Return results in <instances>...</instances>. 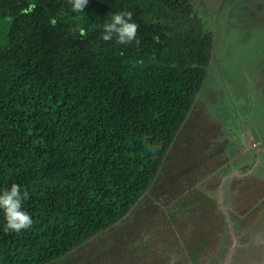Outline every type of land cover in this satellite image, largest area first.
<instances>
[{
	"label": "trees",
	"instance_id": "1",
	"mask_svg": "<svg viewBox=\"0 0 264 264\" xmlns=\"http://www.w3.org/2000/svg\"><path fill=\"white\" fill-rule=\"evenodd\" d=\"M121 11L139 25L135 40L104 41ZM0 15L9 21L0 195L13 184L27 191L33 221L8 230L0 208V264H46L111 228L151 188L203 86L215 34L193 0H88L84 12L70 0H0Z\"/></svg>",
	"mask_w": 264,
	"mask_h": 264
},
{
	"label": "rangeland",
	"instance_id": "2",
	"mask_svg": "<svg viewBox=\"0 0 264 264\" xmlns=\"http://www.w3.org/2000/svg\"><path fill=\"white\" fill-rule=\"evenodd\" d=\"M193 4L212 58L150 188L159 203L46 264H264V0Z\"/></svg>",
	"mask_w": 264,
	"mask_h": 264
},
{
	"label": "clouds",
	"instance_id": "3",
	"mask_svg": "<svg viewBox=\"0 0 264 264\" xmlns=\"http://www.w3.org/2000/svg\"><path fill=\"white\" fill-rule=\"evenodd\" d=\"M72 3V10L74 12H84L88 0H70ZM35 4L29 5L27 11L34 10ZM132 13L128 11H121L113 14L110 23L104 25V32L102 39L110 41L113 35L117 37V42L120 44H128L135 40L139 25L132 21ZM56 20L52 19L50 23L55 26ZM80 35H86V30L81 27L79 29ZM29 198L27 191L21 193L20 186L13 184L11 189H5L3 194L0 195V208L4 210L5 218L7 221L6 228L16 232L22 229H28L32 226L31 215L22 210L24 200Z\"/></svg>",
	"mask_w": 264,
	"mask_h": 264
},
{
	"label": "crops",
	"instance_id": "4",
	"mask_svg": "<svg viewBox=\"0 0 264 264\" xmlns=\"http://www.w3.org/2000/svg\"><path fill=\"white\" fill-rule=\"evenodd\" d=\"M152 202L157 204L159 203V200L157 198V195L151 193V189H149L147 193L133 206V208L130 210V212L126 216L130 215L129 217L131 218L132 216V219H134L137 214H140L144 209L146 210V208L149 207V205Z\"/></svg>",
	"mask_w": 264,
	"mask_h": 264
},
{
	"label": "built area",
	"instance_id": "5",
	"mask_svg": "<svg viewBox=\"0 0 264 264\" xmlns=\"http://www.w3.org/2000/svg\"><path fill=\"white\" fill-rule=\"evenodd\" d=\"M254 144V143H253Z\"/></svg>",
	"mask_w": 264,
	"mask_h": 264
}]
</instances>
